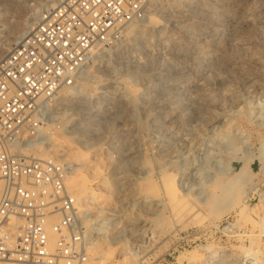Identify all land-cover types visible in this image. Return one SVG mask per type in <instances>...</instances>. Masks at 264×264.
Masks as SVG:
<instances>
[{
  "label": "rangeland",
  "instance_id": "1",
  "mask_svg": "<svg viewBox=\"0 0 264 264\" xmlns=\"http://www.w3.org/2000/svg\"><path fill=\"white\" fill-rule=\"evenodd\" d=\"M48 1L0 0V62ZM135 26L48 124L71 144L57 161L90 154L111 184L106 210L80 214L98 244L84 264H264V0H156ZM169 176L186 210L170 209Z\"/></svg>",
  "mask_w": 264,
  "mask_h": 264
},
{
  "label": "built area",
  "instance_id": "2",
  "mask_svg": "<svg viewBox=\"0 0 264 264\" xmlns=\"http://www.w3.org/2000/svg\"><path fill=\"white\" fill-rule=\"evenodd\" d=\"M156 0H60L0 62V264H81L69 166L32 155L62 91L145 20Z\"/></svg>",
  "mask_w": 264,
  "mask_h": 264
},
{
  "label": "bare ground",
  "instance_id": "3",
  "mask_svg": "<svg viewBox=\"0 0 264 264\" xmlns=\"http://www.w3.org/2000/svg\"><path fill=\"white\" fill-rule=\"evenodd\" d=\"M60 0H50L48 1V9L47 10H51L53 8H55L57 6V4L59 3ZM46 11V10H45ZM43 15V12L41 14H38L35 16V18L33 19V22H31L29 24V28H27V30L24 32V34L22 35V37H25L28 36L29 32L31 31V29L38 23L39 19L41 18V16ZM149 24L146 26V28H154L157 24H158V21L155 19V18H150L149 19ZM251 22V21H250ZM141 23V22H140ZM139 24V23H138ZM140 27V26H139ZM24 29V27H23ZM17 31V30H16ZM146 31V30H145ZM143 32V30L141 29H137V26H133L132 28H130L126 34V37H129L132 35V33H141ZM222 33V32H221ZM133 34V35H135ZM132 35V36H133ZM21 37V38H22ZM24 38V39H25ZM21 40V42L17 45L19 46L20 44H22L23 40ZM130 39V38H129ZM16 44H13V48ZM16 46V47H17ZM14 50V49H13ZM11 52V51H10ZM9 56V55H8ZM101 60V59H100ZM95 65V64H94ZM92 65L91 67H89L86 72L83 74L82 78L89 72V70H91V68L94 66ZM84 87V86H83ZM73 90V89H72ZM83 90V88H82ZM66 91H70V90H66ZM64 91H62L63 93ZM79 92V91H78ZM72 93V92H71ZM73 96V95H72ZM64 100V99H63ZM59 102V101H58ZM62 103V102H61ZM56 131V130H55ZM44 141H45V145L44 146H50V145H53L54 149L53 150H48V149H44V148H36L33 150L32 152V155H34L36 158L37 157H40V159H44V158H48L50 159V161H53V162H56V163H61L63 164L64 161H57V158H59L61 155L60 153L62 152H66V151H69L70 150V145L71 144H67L66 142L65 143H59L60 141L57 140L56 138H54L53 136V132L50 130V128H46V131L44 132ZM66 139V138H64ZM67 140V139H66ZM70 140V139H69ZM68 141V140H67ZM70 142V141H69ZM72 142V141H71ZM74 142V141H73ZM72 148V147H71ZM39 150V151H38ZM38 154H36V153ZM52 155V156H51ZM72 155H74V157H76V160L78 161H82V164L81 165H77V164H74V163H69V164H66L69 166V169H70V173H71V177L69 178L68 182H67V185H68V188L72 190L73 194L75 197H77L79 203H80V206H79V214L81 213H84L87 214L88 212L90 211H95V210H106L107 209V202H105L104 200H106V196L103 195L101 192L103 189H109L108 191L111 190V184L107 181V179H105L104 177H102V175H97L95 171H93L94 169L96 170V167L99 165L97 164L96 162H94L90 157L89 155H86L85 153H79L78 152H74L72 153ZM70 157V156H69ZM72 157V158H74ZM62 158V157H61ZM71 158V157H70ZM101 163V162H100ZM77 166H81V168H75ZM167 177V176H166ZM170 177V176H169ZM174 177H170L168 179V181H166L164 183V187H163V195L165 196V199L168 201L169 203V207L171 210H173V212H177V211H180L184 206L188 205V204H191V202L188 203L189 199L187 197H185L184 195H182L178 188L174 185L173 179ZM167 180V179H166ZM149 185V184H148ZM152 185V184H150ZM163 185V184H162ZM161 185V186H162ZM145 187V186H144ZM143 188V187H142ZM148 188V187H147ZM146 188V189H147ZM155 188V187H154ZM154 188H148L147 190L145 189H141L142 192L141 193H147L149 192L150 194H156V195H161L160 194V191L162 190H159V191H153ZM161 189V188H160ZM1 190H2V184H0V193H1ZM145 190V192H143ZM147 191V192H146ZM111 192V191H110ZM106 198H105V197ZM164 199V200H165ZM164 202V201H163ZM188 203V204H187ZM212 203V202H211ZM214 203V202H213ZM216 203V201H215ZM86 204H92V207L91 208H86ZM167 204V203H166ZM210 205V204H209ZM214 205V204H213ZM191 207V206H190ZM188 208V207H187ZM193 208V207H192ZM185 209V207H184ZM183 209V210H184ZM189 209V208H188ZM186 210V209H185ZM194 210V209H193ZM192 210V211H193ZM182 211V210H181ZM192 211H189V212H192ZM230 212H234V208H231L229 210ZM87 212V213H86ZM172 212V214H173ZM180 213V212H179ZM198 213V212H197ZM253 213V212H252ZM103 214V213H102ZM176 214V213H175ZM181 214V213H180ZM83 215V216H84ZM90 217V215H88ZM175 216V215H174ZM178 216V215H177ZM180 216V215H179ZM178 216V217H179ZM88 217V218H89ZM183 217V216H182ZM86 218V217H84ZM181 218V217H179ZM93 221H88V228L90 229V233H92V231L94 230H97V228L94 227H91V225L93 223H91ZM86 224V225H87ZM88 229V230H89ZM100 230V229H98ZM87 232V231H86ZM89 232V231H88ZM93 235V234H92ZM81 237L77 240V247H80L82 248L84 251H86V261L85 262H88V257H90L89 253L91 254L90 250L92 249H96L98 248V244H92L91 241H90V235L88 234H85V235H80ZM121 246V245H120ZM120 248V247H119ZM115 252V251H114ZM125 253V251H124ZM85 254V253H84ZM92 255H93V252H92ZM101 255V254H100ZM110 255V254H109ZM113 255V254H112ZM98 256V253L96 254L95 252V256L96 257ZM105 256V255H104ZM111 256V255H110ZM93 257V256H91ZM91 257L89 258L90 261H91ZM100 257V256H99ZM99 257L96 258L99 260ZM104 258V259H103ZM105 257H101L100 259L101 260H106ZM93 259V258H92ZM107 259H110V258H107ZM94 260V259H93ZM100 260V261H101ZM89 261V262H90ZM95 261V260H94ZM88 262V263H89ZM99 262V261H98ZM107 262V261H105ZM93 263V262H92ZM84 264V263H83ZM87 264V263H85ZM95 264H98V263H95Z\"/></svg>",
  "mask_w": 264,
  "mask_h": 264
}]
</instances>
